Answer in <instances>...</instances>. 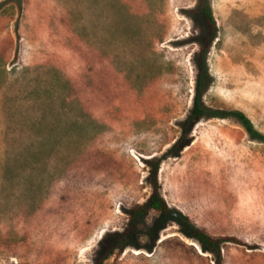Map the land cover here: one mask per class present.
Listing matches in <instances>:
<instances>
[{"label": "rangeland", "instance_id": "374dc122", "mask_svg": "<svg viewBox=\"0 0 264 264\" xmlns=\"http://www.w3.org/2000/svg\"><path fill=\"white\" fill-rule=\"evenodd\" d=\"M2 1V0H0ZM197 0H21L0 7V264H92L149 193L144 159L178 135L205 33ZM217 36L204 104L264 134V0H210ZM160 193L211 235L224 264H264V141L201 117L162 160ZM104 264H213L149 211Z\"/></svg>", "mask_w": 264, "mask_h": 264}, {"label": "trees", "instance_id": "16d2710c", "mask_svg": "<svg viewBox=\"0 0 264 264\" xmlns=\"http://www.w3.org/2000/svg\"><path fill=\"white\" fill-rule=\"evenodd\" d=\"M8 1L11 0L0 1V7ZM12 1L17 2L18 5L21 3V0ZM192 12L200 15L204 19L205 33L201 36L199 47L193 57L195 76L191 104L184 116L177 121L179 131L175 139L158 156L143 160L147 166L145 182L149 187V193L142 201L135 202L127 210L125 226L106 246L97 252L92 264H104L116 250H120L125 245L151 251L157 239V230H154V232L149 230L147 232L148 242L142 245L133 233L135 226L149 211L158 212L178 224L181 232L186 237L194 239L203 252L211 255L213 264H224L222 247L225 243L244 245L250 249L256 248L255 244L247 243L233 234L211 235L202 227L194 224L187 214L174 207H170L160 193L158 170L161 161L169 156H176L188 144L192 125L199 118L233 116L241 122L250 137L264 141V134L253 127L249 118L242 111L237 109L224 110L212 108L204 104L202 95L211 79L206 63V55L217 36V24L212 12L210 0H197L195 6L192 8Z\"/></svg>", "mask_w": 264, "mask_h": 264}]
</instances>
